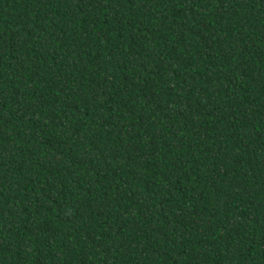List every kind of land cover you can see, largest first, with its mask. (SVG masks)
Listing matches in <instances>:
<instances>
[{"label": "trees", "instance_id": "trees-1", "mask_svg": "<svg viewBox=\"0 0 264 264\" xmlns=\"http://www.w3.org/2000/svg\"><path fill=\"white\" fill-rule=\"evenodd\" d=\"M0 264H264V0H0Z\"/></svg>", "mask_w": 264, "mask_h": 264}]
</instances>
